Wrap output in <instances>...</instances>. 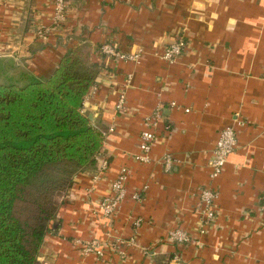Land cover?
Returning a JSON list of instances; mask_svg holds the SVG:
<instances>
[{"label": "crops", "instance_id": "obj_1", "mask_svg": "<svg viewBox=\"0 0 264 264\" xmlns=\"http://www.w3.org/2000/svg\"><path fill=\"white\" fill-rule=\"evenodd\" d=\"M53 10L52 0H0V59L46 77L69 51H91L100 71L84 112L114 131L98 157V172L105 162L108 170L97 181L93 173L76 177L39 262L264 264L258 212L264 192V0H76L65 27L52 30L44 43L34 30L51 26ZM180 36L186 51L168 63L162 56ZM111 39L125 53L142 51L140 64L103 56L100 48ZM122 92L126 110L120 113ZM160 107L153 162L139 163L134 156L145 119ZM229 125H236L238 145L211 181L209 161ZM167 155L175 159L170 171L161 162ZM123 168L130 172V194L148 186L143 202L128 198L114 220L96 215L94 203L109 194ZM207 185L219 192L217 222L202 235L198 194ZM176 227L194 241L165 242ZM107 231L136 238L137 246L125 259L113 252L104 259L82 254L78 240L103 241Z\"/></svg>", "mask_w": 264, "mask_h": 264}, {"label": "trees", "instance_id": "obj_2", "mask_svg": "<svg viewBox=\"0 0 264 264\" xmlns=\"http://www.w3.org/2000/svg\"><path fill=\"white\" fill-rule=\"evenodd\" d=\"M99 71L84 49L46 77L0 59V264H41L76 177L98 172L108 130L84 102Z\"/></svg>", "mask_w": 264, "mask_h": 264}, {"label": "built area", "instance_id": "obj_3", "mask_svg": "<svg viewBox=\"0 0 264 264\" xmlns=\"http://www.w3.org/2000/svg\"><path fill=\"white\" fill-rule=\"evenodd\" d=\"M54 12L52 15L51 26L39 24L35 28L36 37L44 43H48L52 30H61L68 22L69 13L72 5L76 0H52ZM105 1V0H101ZM187 42L183 36L177 38L171 43L165 50L162 59L168 63L176 61L186 51ZM100 52L106 58L119 62H131L134 64H140L143 54L142 51L134 53H125L121 51L118 44L114 40H108L104 43ZM129 79L128 83L130 82ZM126 93L122 92L119 96V101L116 106L118 112L123 113L126 110ZM175 106V104H172ZM163 110L158 108L157 111L145 119V129L140 136L139 152L135 154L134 160L143 164H150L153 162L151 153L155 142L158 139L157 128L158 122L162 118ZM242 124V122L237 123ZM237 125V126H238ZM114 131V128L104 132L107 139L108 135ZM238 145V136L236 125H229L225 127L219 137L217 145L212 152L211 159L209 161L210 168V180H216L224 171L228 160L232 153L236 150ZM162 164L165 165L166 170L170 171L175 164V159L171 155H167L162 159ZM108 170V163L105 162L98 172L94 175V180L97 181L102 178L104 172ZM129 170L123 168L121 173L110 183L109 194L94 203V212L96 215H101L108 220H114L115 216L120 212L123 203L128 198H131L135 202L142 203L144 200V194L148 190V186H144L142 189L130 194L127 184L129 182ZM199 206L198 213L200 218V233L205 235L209 232V229L217 222V203L219 199V192L212 185L202 186L198 194ZM258 212L264 217V192L261 196V204ZM141 220H135V226L139 227ZM106 240L91 239L88 241H77L76 243L80 247L82 254L85 256L94 255L97 259H104L109 254L116 253L125 259L128 255V250L137 246L136 238L124 239L117 235H114L112 231L106 232ZM194 240L191 235L181 227L171 229L165 242H168L176 246H185L192 243ZM144 252L148 253V249L144 248Z\"/></svg>", "mask_w": 264, "mask_h": 264}, {"label": "water", "instance_id": "obj_4", "mask_svg": "<svg viewBox=\"0 0 264 264\" xmlns=\"http://www.w3.org/2000/svg\"><path fill=\"white\" fill-rule=\"evenodd\" d=\"M90 119H91V117H90Z\"/></svg>", "mask_w": 264, "mask_h": 264}, {"label": "rangeland", "instance_id": "obj_5", "mask_svg": "<svg viewBox=\"0 0 264 264\" xmlns=\"http://www.w3.org/2000/svg\"><path fill=\"white\" fill-rule=\"evenodd\" d=\"M22 68V67H21Z\"/></svg>", "mask_w": 264, "mask_h": 264}]
</instances>
